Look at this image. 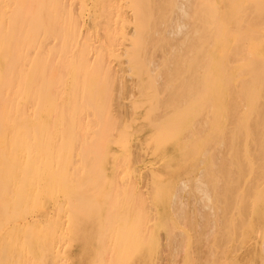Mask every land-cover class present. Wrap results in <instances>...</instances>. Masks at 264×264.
<instances>
[{
  "label": "rangeland",
  "instance_id": "obj_1",
  "mask_svg": "<svg viewBox=\"0 0 264 264\" xmlns=\"http://www.w3.org/2000/svg\"><path fill=\"white\" fill-rule=\"evenodd\" d=\"M35 1L37 6L34 5L33 11L28 13L22 12L25 10L22 0H0V71L5 67L4 63L8 65L11 61L9 59L15 54L16 33L19 30L28 32L31 35L29 42L18 46L22 56L25 55L22 62L29 71L28 88L32 85L33 79L42 85L36 83L31 86L35 96L31 97L30 90L28 95L30 97L27 100L28 111L25 116L27 119L24 118V126L29 127L27 136L24 135L27 140L22 137L29 146L33 144L31 147L35 145L37 149L31 148L35 160L32 161L33 166L30 165L29 168H34V176L39 179L35 182L38 181L40 185L37 187V182L34 184L32 181L30 200L26 204L29 211L23 208L25 216L24 210H21L22 212L17 214L18 217L15 215L16 218L13 216L14 219H9L11 222L4 221V225L2 222L0 224L2 229L5 226L2 232L9 231L12 227V230L18 229L25 234L22 236L26 237L27 254L34 249L31 256L35 260L29 256L32 254L30 253L27 255L28 258L2 257L0 264L15 262L39 264L43 260V264H109L108 260H114L113 264H264V258L257 252L264 244V176L255 183V190L251 196L244 198L246 206L243 197H237V200L234 199L235 204L226 208L225 204L231 198L225 191L222 192L219 186L216 188V185L211 188L212 198L209 204L205 206L199 203L200 193L195 187L204 176L206 156L214 151L219 152L222 146L220 141L215 139L217 137L215 130L207 129L206 132V129L194 128L197 127V121L200 122L206 115L211 116L205 113L204 107L202 108L204 102L197 101L200 99L199 95H186L188 87L185 85L184 90L182 89L183 83L178 80V75L175 80L169 81L168 85L173 83L175 89L183 93L184 100L179 97L182 103L178 101V95L173 93L174 88L168 93V88L166 90L163 86V83L166 84L168 81L169 73H166V70L172 67L171 63H167L168 59L173 57L170 50H165V47L162 50L164 43L159 39L162 35L170 34L172 29L168 24L164 26L168 21L163 20L164 17L159 13L161 8L163 10L160 5L162 0H149L150 4H147L148 0ZM135 6L140 9L139 13L136 12L138 9L136 10ZM25 13L28 14L27 17ZM141 40L145 41L139 42ZM190 56L194 57L195 51H192ZM192 61L183 62L185 64L181 65L183 69L181 75L186 76V70L198 75L199 67L195 60ZM160 69H164L165 74L160 73L162 71ZM189 74L191 75L190 72ZM168 85L166 84V87H169ZM40 92L43 93L42 96ZM167 95H171V102L167 101L170 99ZM172 96L177 97L176 101L172 100ZM184 96L189 99L185 100ZM167 97L169 99H166ZM192 98L196 104L203 105L199 108L198 104L197 107L196 104L190 103L189 106L186 104L188 106L186 111L185 103L192 101ZM172 101L183 104V107L180 108L179 104L174 105ZM61 105L66 109L62 114L57 113ZM191 106L196 108L193 109ZM178 113L183 115L180 116ZM257 119L260 117L252 118L254 121ZM252 120L250 124H253ZM195 129L199 130L195 132ZM208 135L212 141L205 140L210 138ZM249 145L250 152L258 153L256 157L258 158L261 153L256 148L257 145ZM56 146L57 150L53 149ZM39 166V170L36 169ZM246 168L242 190L246 188L253 175L250 168ZM38 173L39 175H36ZM49 184L55 185L53 187H56V193ZM177 192L180 193L179 198L182 196L180 200L183 199V203L187 205L185 211H189L186 212L189 215H186L188 219L185 217V221L182 217L179 219L180 209L177 215L176 208H179L182 202L175 198ZM37 196L41 198L36 200ZM32 199L35 203L31 202ZM122 200L134 208L132 215L134 225L131 224L133 236L126 257L109 258L105 237L107 238L108 228L113 223L114 214L111 213H114L112 211L115 210L116 204ZM29 206L39 208L30 209ZM221 206L223 212L220 210L218 214L220 217L215 223L212 219L216 216L213 217V214L215 211L217 214ZM58 207H61L60 211L57 210ZM33 210L38 212L34 213ZM53 214L57 215V218L54 219ZM36 215L39 219H36ZM19 216L22 219H19ZM48 216L51 217V221ZM47 217L50 222L47 221ZM225 218L228 221H225ZM15 219L17 220L14 223ZM33 219H36L34 223ZM39 220L40 222H37ZM44 222L48 224L46 229L43 227ZM31 223L32 234L29 227ZM39 223L41 224L38 225ZM187 223L189 224L186 225ZM72 232L75 234L71 235ZM135 245L137 246L134 247ZM221 246L224 251L221 250ZM244 247L247 248L248 258L227 257L228 253L230 255L236 249ZM42 248H46V252L43 250L42 252ZM66 251H69V255ZM98 251H102V254ZM58 252H62L63 255ZM39 255L43 256L39 258ZM96 255L99 258H96ZM21 259L25 262H21Z\"/></svg>",
  "mask_w": 264,
  "mask_h": 264
},
{
  "label": "bare ground",
  "instance_id": "obj_2",
  "mask_svg": "<svg viewBox=\"0 0 264 264\" xmlns=\"http://www.w3.org/2000/svg\"><path fill=\"white\" fill-rule=\"evenodd\" d=\"M143 1H142V3H143ZM22 2L24 4L23 6L25 7V10L23 9L24 11L22 10V12L28 11V13H29L30 11H33L32 9L35 8V6H37V5H35V3L37 2L35 0H22ZM148 2H149V0H148ZM148 2H147V4H150V2L149 3ZM160 2L161 1H159V3ZM21 5H22V3H21ZM160 5H161V7H163V10L161 8L162 12L160 10L159 13H161L162 17H164L163 20L168 21V22L165 21V23L166 22L167 23L164 26L166 27V25L168 24L170 29L172 28L170 31V34L162 35L161 37H159V39L161 41H163L164 45H166V46L168 45L167 47L163 45L162 50L164 47L166 48V49L164 48L165 50H170V54L173 57V58H169L168 62H167L168 64L169 63L172 64V67L170 68L172 71L170 69H168V71H167L166 68H164L166 70V73H169L168 74V81H166L165 83L168 85L169 81H171L173 79L175 80L177 75H178L179 76L178 80L182 81V83H183L182 89H183V87H185V85H186V87H188L187 91H186V95H190V94L196 95V96L199 95L200 99L197 101L200 103L202 101L204 102V105L202 103L203 106L199 105V103H197L199 105V108H200V106H202V108L204 107L205 109L204 108L203 109L205 110V113H207L211 116L206 115V118L202 119L200 122L197 121V127L194 126V128L206 129L205 130L206 132H207V129L208 130H210V129L215 130V132L217 133V137L216 138L214 137V138L217 139V141L219 140L221 143V146H222L221 149L219 150V152H217V153L215 151L214 152L212 151L213 152L212 154L206 153L207 156H206V160H205L206 161V167H205L204 176L199 181L198 185H196V187H195V190L200 193L199 203L207 206V203L212 198L211 188H212V186L216 185V188L219 186L221 191L222 192L225 191L227 193V195H229V197L231 198L229 201H227L228 203L225 204L226 208H230L231 206H233L235 204L234 199L237 200V197L238 198L243 197V199L246 196L250 197L251 193L255 190V187H254L255 183L258 182L259 180H261L262 177L264 176V0H162ZM148 7H150V6H148ZM135 8H136V10L138 9L137 6H135ZM139 10L140 9H138L136 12H138ZM169 11H171V13H169ZM167 12H168V14H167ZM143 13L146 14V12H143ZM155 13H157V12H155ZM27 15L28 14H26V17H27ZM158 18H159V16H158ZM155 22H157V21H155ZM29 34H28V32H24L21 30H19L16 33V35H15L16 40H14L15 54H13V57L11 55H9V57L11 56V59H9L11 61L8 63V65H6L7 63L6 64L4 63L5 67L0 71V224L2 222L3 225H4V223H3L4 221L9 222L10 221L9 219H11L13 216L15 217V215L19 214V212H22L21 210L26 209V211H29L26 208V204L30 200L29 197L31 196L30 191L32 190V183L34 182V184H35L37 182V185H38L37 187H39V185H40L38 183V181L35 182V180H37L38 178H35V176H34V173H35L34 168L33 169L29 168L30 165L33 164L32 161L35 160L34 159L35 155L31 150V148L32 149L35 148V145H34V147H31L33 144H30V146H29V144L25 142L27 140V138H25V136H24L27 134L28 128H29L27 126H24V123H25L24 118L27 119V117H25V116H26L27 111H28L27 100L30 97V96L28 97V95H30V90H31V94H32L31 97H33V95L35 93H33L34 90L31 88V86L35 85L37 82H36V79H33V82L31 80L30 82H32L31 83L32 85L28 88V84H30L29 80H28L29 71L27 70L26 66L23 64L24 62H22L23 59H25V57H24L25 55L22 56V52L20 53L21 50L19 51L20 47L18 48V46H20L22 43L27 44V42H29L28 40H30L29 37L31 36ZM144 41L141 40L139 42H144ZM149 41H150V39H149ZM149 44L150 43H148V45ZM155 44L157 45V43H155ZM141 45H143V44L141 43ZM143 47H142V49H143ZM17 48H18V51H17ZM12 49H13V47H12ZM10 51L12 52L11 49H10ZM192 51H195L194 57L190 56ZM9 57L7 56V58H9ZM192 59L195 60L197 67H199L198 68L199 69L198 75L195 72H193V71L191 72V71H188L186 69H185L186 70L185 71L186 76L181 75L182 71H183V69L181 68V65L185 64L183 62L188 61V60H190V62H191ZM160 70H162V69H160ZM163 70L160 73H162ZM155 71L157 72V70H155ZM187 71L191 73V75L189 74L191 76V78L188 75ZM163 74H165V72H163ZM187 75L189 76V79L187 78L188 77ZM36 78H37V76H36ZM48 84L49 83H47V85ZM166 84L163 83V86H165V89L168 88V90L166 89L168 91V93H170L172 91L171 89L174 88L173 93L175 92L174 94L178 95V101H180L181 98H179V97L180 96L182 97L183 93H181L179 90L175 89V86L172 85L173 83H171V85H170L172 88L169 85L168 86L170 88L166 87ZM174 84H176V83H174ZM46 88H44V89H46ZM40 90H42V89L40 88ZM35 92H37V91H35ZM42 94L40 92L41 96H42ZM184 95H185V93H184ZM202 95H203L204 100H202ZM167 96L170 98L169 99L167 97L166 99H169L167 101H170L171 95L170 96L167 95ZM35 98H33V99H35ZM176 98H174L172 96V100L175 99V101H176ZM184 98H185V100H186V98L189 99V97H185V96H184ZM38 99H39V97H38ZM182 99H183V97H182ZM193 100H194V98H192V101ZM192 101L191 100L189 102L186 101V103H185L186 111L188 109L187 107L189 106L188 104H190V103H191V105L196 104V102H194V101L192 102ZM170 102H169V104H170ZM180 102L182 103V101H180ZM172 103H175V102L172 101ZM36 104H38V103H36ZM177 104H179V103H175L174 105H177ZM197 104L195 105L196 107H197ZM35 105H34V107H35ZM179 105H180V108H181V106L183 107V104L182 105L179 104ZM179 105L177 107H179ZM41 107H40V109H41ZM175 107L176 106H174V108ZM194 107H192V108L195 109L196 107L195 108ZM35 109H36V107H35ZM177 109H179V108H177ZM184 109H183V111H185ZM58 110L59 111H57V110H55V111H57V113L60 112L62 114L65 112L66 109L61 105L58 108ZM196 110H198V108ZM190 111H191V108H190ZM190 111H188V112L190 113ZM193 112L191 114V117L193 116ZM178 114L180 116L183 115L180 113H178ZM27 116H29V115H27ZM254 116L256 118L260 117V119H257V121H254V120H252V118L253 119L255 118ZM188 118H190L189 115H188ZM178 119H179V117H178ZM251 120L253 121V124H250ZM180 121L182 122V120H180ZM173 123H174V121H173ZM178 123H180V122L178 121ZM195 125H196V123H195ZM25 127H27V130ZM189 128H191V127H189ZM33 129H35V128H33ZM199 129H195L194 131L196 132ZM25 130H26V133H25ZM195 134H197V133H195ZM22 137L26 140H23ZM205 140L212 141V138L211 137L209 139L205 138ZM213 141H214V139H213ZM205 142H207V141H205ZM205 144H204V146H205ZM249 144L257 145L256 148H258L259 150L258 149H256V150H258L259 153H261L258 158H256L258 153L250 152L251 146ZM218 145H217V147H218ZM37 148H39V147H37ZM57 148L58 147L56 146V148H53V149L57 150ZM216 149L218 151V148H216ZM216 149H214V150H216ZM48 150H49V148H48ZM33 151H35V150H33ZM50 151H52V148ZM53 151L55 152V150H53ZM261 151H263V152H261ZM41 152H43L45 154V152H47V150L45 152L44 151H41ZM57 153H58V151H57ZM44 154H43V157H44ZM61 154H58V156ZM53 155L54 154H52V156ZM39 161H41V159ZM56 162H59V161H56ZM254 164H257V165H254ZM37 165H39V163H37ZM261 166H263V168H261ZM246 167L250 168V170H251L250 172H252L253 175L249 179L246 188L244 190H242L243 189L242 188V184H243L242 182L245 178V173L247 171ZM39 168H40V166L36 167V169H38V170H39ZM36 175H39V173ZM39 178H40V176H39ZM50 184H52V182ZM58 185L60 186V184H58ZM50 186L52 187V190L53 189L55 190L56 187H53L55 185H53V186L50 185ZM58 190H59V188H58ZM37 191L40 194L39 188L37 189ZM37 191H36V194L38 195ZM53 191H51V192H53ZM56 192L57 191L55 190V193ZM188 192H190V191H188ZM33 193H35V192H33ZM191 193H192V191H191ZM50 194H52V193H50ZM179 195H180V193L177 192L174 196H175V198L177 197L180 200L182 198V196H180L181 198H179ZM182 195H183V193H182ZM187 195H191V194L187 193ZM34 196H36V195H34ZM47 196H48V194H47ZM35 198H36V200H38L41 197L37 196ZM33 199H34V197H33ZM33 199L31 200V202L34 201V203H35V200H33ZM50 199H51V197H50ZM188 199H189V197H188ZM188 199H187V201H188ZM182 200H180V201H182ZM56 201H58V200H56ZM124 201L122 200L119 204H116V206L114 208L115 210L112 211L114 213H111L112 215L114 214L113 219H112L113 223L111 224L110 228H108L109 231L107 233V238L105 237V239H107V243H106L107 244L106 249H108L107 257H109V258L126 257L128 254V245H130L129 242L131 240V237L133 236V234H132L133 228H132L131 224L134 223V221L132 222V215L134 212V208H133V206H131V204L129 205L127 203V201H125V202ZM38 202H40V201H38ZM244 202H245V206H246L247 205L246 200ZM40 203H39V205L42 206V203L41 204ZM188 203H190V201H188ZM239 204H241V203H239ZM60 205H61V203H60ZM176 205L178 206L179 203H177ZM36 206H37V204H36ZM36 206H32V207L35 209L39 208V207L36 208ZM56 206L57 205L55 204V207ZM185 206H187V205H185L182 201V202H180L179 208H176L177 215H179L178 210L180 209L179 210V213H180L179 219H181V217H182V220H184V221H185V217L188 219V217L186 215L189 213L188 210L185 211ZM227 206H229V207H227ZM245 206H244V208H245ZM32 207H30V209ZM43 207L41 209H43ZM239 207H242V206H239ZM222 208H223V206H221L219 208L217 214H215L216 211L213 214V217L216 216L215 218L212 219L215 223H216V220H218L220 217L218 214H219L220 210L221 211L223 210ZM59 209H61V207L60 208L58 207L57 210H59ZM187 209H188V207H187ZM53 210L56 211L55 209H53ZM53 210H52V213H54ZM216 210H217V208H216ZM89 211H90V209H89ZM187 211H188V213H186ZM35 212L36 211H34V213ZM56 212H58V211H56ZM70 212H71V214H73L72 211H70ZM193 212H196V211H193ZM203 212H204V210H203ZM24 213H25V210H24ZM29 213H31V211ZM136 214H138V213H136ZM174 214H175V211H174ZM197 214L198 213H196V215ZM20 215H21V213H20ZM25 215H26V213L24 214V216ZM57 215L56 216L54 215V219H55V217L57 218ZM69 215H70V213H69ZM226 215H228V214H226ZM36 216H37L36 219H39V216L38 215H36ZM50 216H48V217H50ZM193 216H195V215H193ZM17 217H18V215H17ZM48 217H47V221H48ZM108 217H110V216L108 215ZM12 219H14V218H12ZM19 219H22V218L19 216ZM195 219H196V217H195ZM16 220L17 219L14 220V223ZM35 220L33 219V223L35 222ZM107 220H108V218H107ZM112 220L110 222H112ZM137 220H139V219H137ZM189 220H190V218H189ZM197 220H198V218H197ZM205 220H209V219H205ZM226 220L228 221V219L225 218V221ZM50 221H51V217H50ZM50 221H48V222H50ZM100 221H102V220H100ZM37 222H40V220ZM214 222H213V224H214ZM219 222H221V220ZM25 223H28V222H25ZM41 223H39L38 225H40ZM135 223H137V222H135ZM189 223H187L186 225H188ZM196 223H197V221H196ZM230 223L232 224V221ZM36 224H35V226H36ZM43 224H45V222ZM59 224H61V222ZM103 224H104V222H103ZM8 225L10 227V224H8ZM30 225H32V223L29 224V227H30ZM47 225L48 224H45L43 227L45 228V227H47ZM137 225H139V224L137 223ZM204 225H206V223ZM16 226L18 227V225H16ZM16 226H15V228H17ZM25 226H26V224H25ZM4 227H3V229H4ZM6 227H8V226L6 225ZM20 227H22L21 224H20ZM40 227H42V226H40ZM54 227H55V225H54ZM10 228H11V230L4 231V232H2L3 231L2 227L0 228V231L2 232V233L0 232V258L2 259V257L3 258L4 257L5 258L6 257H11V258L12 257H22V258L27 257V255L32 253L33 252L32 250H34V249H32L31 252L27 254L28 250H27V242L25 241L26 237L23 238V236H22L25 234L24 233L22 234L21 232H19L18 229H16L17 230L16 231L14 228H13V230H12V227H10ZM30 228H31V232L30 231L29 232L32 234V231H33L32 226ZM59 228L60 227L58 226V230H59ZM102 228H104V226H102ZM34 229H35V227H34ZM50 229H52V228H50ZM105 230H104V232H105ZM24 231L22 230V232H24ZM62 231H63V229H62ZM71 231H72V228H71ZM69 232H70V229H69ZM69 232H67L68 233L67 235H69ZM96 232L97 231H95V233ZM28 233L26 234V236L28 235ZM73 233L75 234V232H72L71 235H73ZM31 234H29V238L31 237ZM35 234L36 233L34 230V235ZM99 234H101V233H99ZM38 235H36V236L38 237ZM49 235H50V233H49ZM104 235H106V234H104ZM202 235H203V233H202ZM72 237H75V236H72ZM99 237H100V235H99ZM220 237H221V235H220ZM41 238H43V237H41ZM47 238H48V236H47ZM61 238H62V236H61ZM143 238H144V236H143ZM52 239H55V238H52ZM57 239H58V237H57ZM202 239H203V237H202ZM28 240L31 241L30 239H28ZM49 240H51V238ZM67 240H68V238H67ZM55 241L57 242V240H55ZM70 242H72V239ZM81 242L79 244H81ZM37 243H38V241H37ZM37 243H36V245H38ZM46 243H45L44 247L47 246ZM99 243L103 244L101 242H99ZM63 244H65V243H63ZM67 244H68V242H67ZM74 244H75V242H74ZM79 244H77V245H79ZM82 244H83V242H82ZM40 246H41V243H40ZM136 246L137 245H135L134 247H136ZM67 247H65V248H67ZM181 247H182V245H181ZM40 248H39V251H40ZM65 248H64V250H65ZM80 249H81V247H80ZM129 249H131V248H129ZM140 249H141V247H140ZM222 249H223V247L221 246V250ZM246 249L247 248H245V247L241 248V249L240 248L236 249L235 251L231 252L230 255L228 253L227 257L228 258H248V253H247ZM42 250L45 251L46 248L45 249L42 248L41 251ZM82 250H84V248ZM96 250H98V248ZM137 251H139V250H137ZM222 251H224V249ZM54 252H55V250H54ZM66 252H67V254L69 253V251H66ZM66 252H65V255H66ZM101 252H99V253H101ZM226 252H227V250H226ZM257 252H258V254L261 253V258H264V244L261 248H259V250ZM35 253H36V251H35ZM47 253H49V252H47ZM58 253L61 254L62 252L61 253L58 252ZM99 253H98V255H99ZM134 253H136V252H134ZM31 255H33V253L30 254L29 256H31ZM55 255H56V253H55ZM61 255H63V254H61ZM240 255H241V257H240ZM40 256L41 255H39V258H40ZM79 256H80V254H79ZM97 257L98 256L96 255V258ZM227 257H225V258H227ZM39 258H37V260ZM60 258H62V257H60ZM65 258H67V256ZM33 259L35 260V258H33ZM18 261H19V259H18ZM18 261H17V263H18ZM22 261H24V260L21 259V262ZM43 261H41V263H39V264H43L42 263ZM111 261L112 260H108V263L110 264ZM113 261H112V264H113ZM35 262L37 263V261H35ZM9 264H11V263H9ZM15 264H16V262H15Z\"/></svg>",
  "mask_w": 264,
  "mask_h": 264
}]
</instances>
